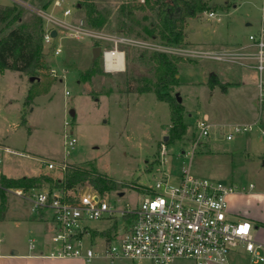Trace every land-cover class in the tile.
Wrapping results in <instances>:
<instances>
[{
  "label": "rangeland",
  "instance_id": "1",
  "mask_svg": "<svg viewBox=\"0 0 264 264\" xmlns=\"http://www.w3.org/2000/svg\"><path fill=\"white\" fill-rule=\"evenodd\" d=\"M22 1L24 6L0 0L1 6L16 5L21 11L22 20L13 26L36 28L42 18L32 8L54 9L56 14L60 11L54 7L57 0ZM47 2L50 4L44 7ZM63 2L64 8L71 10L74 21L84 19L89 24L86 6L90 2L100 23L98 30L159 41L149 36L148 32L157 24V17L156 11L140 9L145 4L144 0ZM205 2L212 8L194 18L196 20H187L186 48L216 50L212 45L235 46L256 31L257 27H246V22L251 21L255 25L260 21L263 0ZM236 4L237 8H233ZM211 11L222 16V21L209 20ZM61 44L63 53L59 57L52 56L53 48H44L46 69L43 73L52 78L53 85L47 95L37 97L30 106L24 107L27 89L31 85L29 76L23 74L22 81L20 73L8 71L0 77V145L10 149H0V171H5L0 172V177L18 179L48 173L58 177L64 162L83 167L92 165L97 172L127 185L118 191L107 192L111 204L135 207L141 195L148 193L147 188L161 177L157 168L164 159L167 164L163 168L171 174V184H177L179 173L187 168L196 176L238 187L240 192L228 197L232 213L248 217V213H257L263 208L253 194L264 188V136L261 134L264 130V106L258 102L251 72L234 64L184 57L179 67V83L171 86L170 91L173 97L178 94L182 99L187 129L180 140L168 145L164 138L169 137L171 126L169 104L159 101L154 92H135L145 82L152 88L162 74L149 60L153 54L151 51L126 46L123 48L126 52L125 70L107 73L103 69L102 58L99 57L93 66L94 42L63 38ZM141 53H147L146 57L141 58ZM212 74L226 86V92L220 87L210 89ZM129 87L135 90L134 93L128 92ZM72 110L75 116L71 115ZM23 113L27 121L24 125L21 123ZM206 117L211 119L214 127L208 138L200 140L196 124ZM66 123L70 126L67 127ZM235 125H251L253 129L235 133ZM68 131H72L77 139L70 156H66L64 151ZM231 133L233 139L229 141L226 137ZM163 146L166 147L164 157L161 154ZM47 162H54L56 167L49 169ZM250 184L255 185L253 191H249ZM47 188L50 185L44 184L36 190ZM78 189L79 192L86 190L83 187ZM16 190L21 189L1 190L0 182V202L2 191L7 203L6 218L0 220V253L9 252L12 246L20 253H28L29 247L35 246L33 253H39L42 244L38 240V230L29 228L30 220L38 214L32 211L30 202L16 195ZM121 192L123 196H119ZM45 217L47 221L41 222L44 230L40 233L45 235L50 245L54 224L49 213ZM94 226L108 228L103 222L94 223ZM106 231L103 235L108 237L111 232ZM101 239L97 237V240ZM263 239L264 233L256 241L264 244ZM102 247L99 244L101 254L92 264H153L124 259L111 263L102 254ZM244 256L237 257L231 264H264L256 263L255 257ZM44 263L83 264L79 259ZM175 264L195 263L179 259Z\"/></svg>",
  "mask_w": 264,
  "mask_h": 264
},
{
  "label": "built area",
  "instance_id": "2",
  "mask_svg": "<svg viewBox=\"0 0 264 264\" xmlns=\"http://www.w3.org/2000/svg\"><path fill=\"white\" fill-rule=\"evenodd\" d=\"M24 6L22 0H10ZM63 0L54 2L60 9L40 10L32 8L45 22L44 48L52 49L53 57L63 53V38L78 41L88 40L101 48L103 69L107 73H120L122 55L126 62L124 47L142 49L152 53H164L196 60L218 61L234 64L251 72L257 89V99L264 106V0L263 10L256 31L248 38L227 50L189 49L185 46H170L160 41L133 38L121 34H109L91 27L84 19L74 21L72 12L64 8ZM210 19L222 21L217 12H209ZM56 31L54 37L52 32ZM54 73V70H52ZM67 94H69L67 92ZM69 127L70 124L66 123ZM214 123L209 118L197 121V136L209 137ZM251 125H235L234 132L251 131ZM264 136V130H261ZM233 139V133L227 135ZM77 139L72 131L65 134L64 151L70 156ZM166 147L161 152L164 157ZM162 159L157 171L161 177L148 193L141 195L137 206L117 207L108 200V193L101 194L93 187L86 190H16V195L32 204V211L50 214L54 224L50 250L44 257L54 259H79L83 264H92L101 254L111 263L119 260L148 261L153 264H175L179 259L195 264H231L234 254H247L264 262L261 244L256 241L254 224L229 210L228 197L239 188L209 178L192 174L183 168L178 183L171 184V174L163 167ZM67 163L61 166L65 170ZM54 169V162H47ZM250 184V188H254ZM97 198V200L95 199ZM107 223L108 228H97L94 223ZM110 230L111 234H103ZM96 237L94 238V234ZM103 235V236H102ZM97 237H102L101 241ZM101 242V243H100ZM35 246H30L34 249Z\"/></svg>",
  "mask_w": 264,
  "mask_h": 264
},
{
  "label": "trees",
  "instance_id": "3",
  "mask_svg": "<svg viewBox=\"0 0 264 264\" xmlns=\"http://www.w3.org/2000/svg\"><path fill=\"white\" fill-rule=\"evenodd\" d=\"M145 4L140 9L156 11L157 24L150 30L149 36L165 45L185 46L186 24L188 19L199 17L200 14L209 10L205 0H144ZM47 2L44 7H47ZM86 16L89 25L94 29H99L100 23L94 16V7L89 2L86 6ZM22 20V13L16 5H0V72L9 70L25 74L34 81L31 82L27 96L24 100V107L30 106L39 97L47 95L53 85L52 78L44 74L46 63L44 61V22L39 20L36 28L31 29L23 25L13 26ZM157 33L155 34V32ZM148 39V38H147ZM147 53H141V58H145ZM152 64L157 66L162 74L156 84L150 87L149 83L138 91L128 88L129 93L138 92L145 94L154 92L157 99L166 102L170 106L171 126L169 137L166 140L168 145L180 140L186 133L187 126L184 123V108L173 97L170 87L179 83V67L184 62L181 57L167 55L164 53H153L149 56ZM96 60L93 61V66ZM209 87L214 89L220 87L226 92V86L220 83L217 75L212 74L209 78ZM26 116L23 113L22 125L26 123ZM60 175L39 174L32 177H21L18 179L0 177L1 190L4 189H24L30 191L42 187L44 184L50 185L51 190H75L84 187L86 184L93 187L101 194L118 191L126 188L127 185L119 183L107 174L97 172L94 166H75L67 164L65 170H59ZM6 202L1 191L0 214L4 212ZM258 226L264 224L257 223ZM96 235V233H95Z\"/></svg>",
  "mask_w": 264,
  "mask_h": 264
},
{
  "label": "crops",
  "instance_id": "4",
  "mask_svg": "<svg viewBox=\"0 0 264 264\" xmlns=\"http://www.w3.org/2000/svg\"><path fill=\"white\" fill-rule=\"evenodd\" d=\"M233 8H237V4L233 5ZM189 20H196V19H189ZM209 20H210V18H209ZM259 22H257V24L254 25L251 21H247L246 22V27H252V28L254 27V28H256L257 25L259 24ZM191 32L192 33L196 32V30H191ZM212 46L214 48H216L217 50H227V49L233 47V46H227V45H225V46H223V45H212ZM8 71L9 70L0 72V77H3ZM22 75L23 74L20 73L19 77H20V79H22V81H24L23 80L24 78H22L23 77ZM27 90H29V89H27ZM27 93H28V91H27ZM0 149L1 150L4 149V150H9L10 151V149H8V147H6L5 145H0ZM0 163H1V159H0ZM0 172H4L5 173V171H3V170L0 171ZM254 189H255V186H254V188H250L249 187V191H253ZM239 192H240V190L237 193H239ZM253 196H254V198L257 199V201H261V203L263 205V208L261 210H258L257 213L256 212L248 213V217L247 216H241V217L251 221L254 224V226H255V237L257 238V237L261 236L262 233H264V226H258L257 225V223L264 224V188L258 190L257 192H255L253 194ZM26 201H28V200H26ZM0 204H1V202H0ZM6 211H7V203H6V208H5L4 212L2 213V215H0V220H4L6 218ZM45 215L46 214H40V215H38V217L32 218V220H30V223H29V225H30L29 228L31 230H38V232H37L38 233V240L42 244L39 253H33V251L36 250V247L34 249H30V247H29L28 253L27 252L20 253L19 249L16 250L15 246H12V247H9V249H8L9 252L7 251L5 253H0V264H45L44 262H52V261H57V260H66V259L47 258V257L43 256V254H46L50 250V245L46 242L45 235H42L40 233V232H43V230H44L42 228V226H41V222L47 221ZM237 216H239V215H237ZM94 236H96V235L94 234ZM259 244H261L263 246V248L260 249V252H261V255L264 256V244L260 243V242H259ZM237 257H245V256H244V254H234L231 257V261H233V262L235 261L236 262V260H234V259H236ZM255 262L259 263L260 261L255 260Z\"/></svg>",
  "mask_w": 264,
  "mask_h": 264
},
{
  "label": "water",
  "instance_id": "5",
  "mask_svg": "<svg viewBox=\"0 0 264 264\" xmlns=\"http://www.w3.org/2000/svg\"><path fill=\"white\" fill-rule=\"evenodd\" d=\"M52 35L55 37L56 35H57V32L56 31H53L52 32ZM92 54H93V61H95V60H97L100 56H101V48L100 47H94L93 48V50H92ZM34 81V78L33 77H31L30 78V82H33ZM176 97H177V99H178V101L181 103L182 102V99L179 97V95L177 94L176 95ZM71 115L72 116H75V111L74 110H72L71 111ZM168 139V136H166L165 138H164V140H167ZM124 195V193H119V196H123ZM96 200H97V198H95Z\"/></svg>",
  "mask_w": 264,
  "mask_h": 264
},
{
  "label": "bare ground",
  "instance_id": "6",
  "mask_svg": "<svg viewBox=\"0 0 264 264\" xmlns=\"http://www.w3.org/2000/svg\"><path fill=\"white\" fill-rule=\"evenodd\" d=\"M119 61H120V63H121V68H124V66H125V61H124L122 55L120 56Z\"/></svg>",
  "mask_w": 264,
  "mask_h": 264
}]
</instances>
